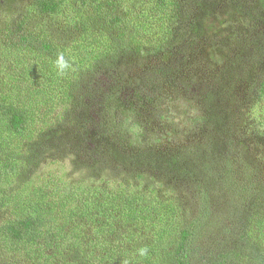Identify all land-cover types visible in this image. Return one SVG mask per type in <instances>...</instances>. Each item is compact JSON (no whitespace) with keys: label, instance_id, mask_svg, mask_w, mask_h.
Masks as SVG:
<instances>
[{"label":"trees","instance_id":"trees-1","mask_svg":"<svg viewBox=\"0 0 264 264\" xmlns=\"http://www.w3.org/2000/svg\"><path fill=\"white\" fill-rule=\"evenodd\" d=\"M111 1L29 0L27 11L54 23L57 18L46 17L65 14L69 20L59 23L67 34L81 22L124 21L117 6L107 8ZM148 1L151 8L144 12L155 19L151 24L166 19L169 25L177 0ZM223 1L193 0V30L184 60L205 33L207 20L225 17L226 53L212 58L207 78L186 75L168 62L143 75L142 98L153 96L156 83H169L195 87L203 104V112L191 120L193 138L163 148L130 149L122 132L96 118L93 110H100L94 106L104 104L110 92L101 88L95 62L107 57L116 63L115 56L124 54L112 51L107 41L83 53L103 36L93 30L63 46L24 21L0 31V66L7 69L0 72V180L14 178L0 196V250L18 252L33 264H51L52 258L56 264H264V171L242 147L249 140L248 99L264 97V0H228L222 6ZM164 31L170 34L168 27ZM173 38L168 36V47ZM71 107L76 128L67 153L87 163L90 173L67 181L64 172H54L39 181L31 167L52 147L45 134L59 120L57 108L70 114ZM257 124L263 123H254L256 129ZM96 166H116L129 176L98 182L92 172L105 171L92 170ZM24 167L29 168L20 173ZM145 172L185 183L192 194L189 210L181 211L173 196L148 183Z\"/></svg>","mask_w":264,"mask_h":264},{"label":"rangeland","instance_id":"rangeland-1","mask_svg":"<svg viewBox=\"0 0 264 264\" xmlns=\"http://www.w3.org/2000/svg\"><path fill=\"white\" fill-rule=\"evenodd\" d=\"M28 2L29 0H0V31L3 32V29L8 25H16L24 21L32 30L48 34L50 38L66 46L73 38L81 39L82 36L92 33L94 30V34H100L103 38L98 42L94 41L92 46L83 50V53L96 51L98 46L102 48L105 46V41L109 43L112 51L117 48L124 52L121 59L119 54L115 56L119 60L116 63L107 57H101L99 61L95 62V72L98 81L101 83V88H104L103 91L110 92V95L104 104L94 106L100 111L93 110V112L96 118L102 120L111 131L122 132L128 140L130 149L163 148L167 145H179L193 138L191 120L194 116L201 114L204 109L197 95L198 90L188 85L180 87L167 83L159 86L156 83L153 85L155 90L153 96L142 98L140 84L146 71L161 62L172 63L176 67L181 66L179 69L182 72L185 71L184 74L186 75H188L186 72H195V76L200 80L207 78L208 67L213 61L212 58L214 56L218 58L226 53L223 45L225 27L222 24L225 17L207 20L205 33L200 37L196 46L191 47L192 49L189 48L187 53L190 52V59L184 60L186 53L184 49H186V43L193 30V0H177L172 8L173 19L169 21V25L165 23L166 19L160 22L161 26L164 25L163 30L160 29L159 24L156 26L151 24L156 23L153 21L154 18L147 19V13L144 11L151 8L147 7V3L151 5L148 0L147 2H143V0H112L113 6L107 8L113 10L117 6L120 10V16L126 18V21L116 24L105 23L101 20L96 23L81 22L77 27L74 28L73 26L69 29L67 34L59 23V20L62 21V19L69 20L65 14L61 15L63 17H46L57 18L54 23L52 19H45L35 13H28ZM228 2V0L223 1L222 6ZM225 11L222 13L224 14ZM69 15L71 16L70 13ZM155 17L158 19V15L155 14ZM84 23L86 24L85 27ZM72 24H74L73 21ZM167 27L170 29V34L174 36L175 42L170 47L167 44V38L170 34L165 36L166 32L164 31ZM116 41L121 45L116 44ZM2 50L4 49L0 46V51ZM9 59L10 56L5 58L4 64L7 66ZM2 68L3 70L0 72L4 73L7 69L0 66V69ZM262 70L264 73V67ZM187 87L190 88L186 89ZM245 90L247 88L243 85L240 90V95L243 98L246 97ZM99 93L101 90H98ZM258 97L252 95L248 99L251 100V103L247 104L246 109L251 104V118L245 122V129L249 133V140L245 139L242 147H244L243 152L246 157L261 164L264 171V97L259 99ZM58 113L60 114L56 118L59 120L55 123L54 128L45 134L46 139L52 142V147L47 151L48 153L44 158L37 161L38 164L35 168L31 167L34 172L32 174H36L35 177H38L39 181L48 179L54 172H64L67 181H76L79 178H85L89 172L85 169L89 167L87 163L83 164L84 161L76 158L74 154L67 153V148L72 143L71 135L76 128L75 109L71 107V113L68 114L66 111L63 112L62 108H57L56 114ZM56 114L54 113V115ZM256 122L263 123L262 127L257 124L259 128L256 129L253 125ZM28 168L20 169V173L28 170ZM99 169L105 172L101 175L92 172L91 175L93 180L102 183H106V180L112 181L114 178L129 176L128 172L116 166L92 168L96 172H99ZM112 170L118 171V173L115 174ZM144 174L148 183H156L160 186H158L159 190L173 196L180 202L182 204L181 211L189 210L192 205V194L185 183L180 180L159 177L153 173L145 172ZM131 175L133 176V174ZM13 183L12 175L4 181L0 180V196L9 190ZM81 228L85 231L91 230L84 225H81ZM174 232L175 229L172 230V233ZM54 261L55 259L52 258L51 264H54ZM0 262L5 264H33L31 260L18 252L12 255L3 250H0ZM78 264H81V261ZM158 264L163 263L159 260Z\"/></svg>","mask_w":264,"mask_h":264},{"label":"clouds","instance_id":"clouds-1","mask_svg":"<svg viewBox=\"0 0 264 264\" xmlns=\"http://www.w3.org/2000/svg\"><path fill=\"white\" fill-rule=\"evenodd\" d=\"M59 66H60L61 69L64 68V67L66 66V65L64 64L62 58H61V60H60V62H59Z\"/></svg>","mask_w":264,"mask_h":264}]
</instances>
